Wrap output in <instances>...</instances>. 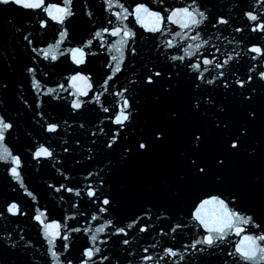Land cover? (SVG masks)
<instances>
[{"label": "snow or ice", "instance_id": "1", "mask_svg": "<svg viewBox=\"0 0 264 264\" xmlns=\"http://www.w3.org/2000/svg\"><path fill=\"white\" fill-rule=\"evenodd\" d=\"M209 2L99 0V14L86 4L78 15L74 0H0V12L15 11L29 21L35 16L32 23L36 25L34 30L31 23L27 25L30 30L23 34L25 28L7 21L14 28L13 35L22 34L27 42V63L14 94L19 105L15 117L4 99L11 85L0 77V164L11 192L21 190L20 200L13 196L0 204V221L19 228L27 217L37 230V243L44 248L41 252L23 230L14 238L5 229L6 234L0 235V264H7V253L20 257L22 264H41L35 259L37 253L45 258L44 264H121L117 251L133 256L130 246L134 240L140 234L151 237L153 231L170 237L172 244L155 255L148 254L149 248L155 249L159 242L142 247L140 264H168L169 260L199 264L198 254L207 264H264V0H260V10L235 4L244 24L234 27L232 15L214 12ZM81 16L85 18L84 35L77 40ZM229 28L233 34H255V42L244 48L242 37L235 41V36H223L236 46L221 59L216 55L221 49L204 33L215 30L212 35L220 40ZM143 40L152 45L148 55ZM41 43L46 46L40 47ZM94 48L108 53L101 76L91 70L92 58L100 55ZM241 52L255 62L245 60L243 72L236 66L243 59ZM65 63L69 74L64 82L45 90L42 81L50 74H60L56 70ZM6 67L14 71L12 64ZM125 76L127 84L118 85ZM25 84L34 93L31 102L23 94ZM49 108H67L72 119L95 113L94 120L99 121L98 131H91L95 139L84 159L95 163L93 147H98L107 163L88 171L84 179L89 183L83 187L64 182H71V176L61 171L64 164L47 141L61 134L62 125H71L67 119L52 116ZM26 113L38 134H46V143H40L25 129L35 141L26 149L28 161L59 165V186H46L57 194H69L68 200L63 194L59 200L71 201L70 208L76 210L72 214L62 211L56 218V206L39 205L35 190L25 182L28 161L22 158L24 152L13 149L14 137L20 138L15 135L19 117ZM78 127L84 129L85 123ZM75 143L79 146L80 141ZM63 144L68 146L62 151L69 153L72 145L68 140ZM164 155L171 156V163L159 187L145 182L142 194L133 200L134 207L124 211L128 187L120 184V191L114 190L112 174L121 166ZM242 161L248 166L258 162V170L243 180L233 179ZM250 191L258 193L255 204L248 201ZM73 197L79 199L73 201ZM25 199L32 207L22 206ZM77 217L84 219L83 225L75 226L80 224ZM155 221L162 226L157 228ZM185 237L189 243H183ZM81 240L79 253L73 256ZM109 242L111 254L101 247Z\"/></svg>", "mask_w": 264, "mask_h": 264}, {"label": "water", "instance_id": "2", "mask_svg": "<svg viewBox=\"0 0 264 264\" xmlns=\"http://www.w3.org/2000/svg\"><path fill=\"white\" fill-rule=\"evenodd\" d=\"M52 2H56V0H52ZM170 2H175V0H170ZM237 3H240L242 8H246L247 6L252 5L255 6V10H260V0H210L209 7H212L214 12L231 14L235 20V23L233 24L234 27L244 24L243 18L240 17L239 10L234 6ZM86 4L90 8H94L97 14H99V8L97 7L99 4V0H74V10H77L78 15V10ZM84 19L85 18L81 16L80 20L77 22V40H79L80 37L84 35ZM8 20H11L13 25L25 28V32L23 34H26L27 30H30L26 27L27 25L31 23V30H34L36 25L32 23V21L35 20V16L32 17V21H29L27 17L15 11L0 12V77H3L8 80L11 85L7 94L4 96V99L7 101L9 113L15 117L17 110H19V105L16 103V98L14 94L19 91V85L23 79L21 72L24 64L27 63V54L24 52V46L27 42L22 40V34L17 33L13 35L14 28L12 27V25H9L7 23ZM221 28H224V26H221ZM213 32H215V30H211V32H205L204 35L206 38L211 35V43L215 44L221 49V52L216 54L220 56L221 59L224 58L225 53L232 51V49L236 46L235 41H239L241 37L243 38L241 47L246 48L247 46H250L251 42H255V40L253 39L255 37V34H251L250 36L247 31L241 34H233L231 33V29L229 28L228 31L223 32L222 38L220 40H217L215 36L212 35ZM144 35L146 37H149L150 40L149 34L145 33ZM223 36H228L229 39L235 36V41L233 42V44L229 45L227 40L223 39ZM37 38L43 40L42 35H38ZM149 40L141 41V44L144 46L145 55H148V50L152 47ZM49 42H52L50 38ZM72 44L74 45L75 41H73ZM39 46L44 47L46 45L41 43ZM209 50L214 51L212 49ZM93 51L100 52V55L92 58L91 70L95 72L97 76H101L103 75L104 71V56L108 55V53H105L103 52V50L98 48H94ZM236 51H241V48H236ZM13 54H15L16 59H13ZM152 55L154 56L155 53L153 52ZM241 55L243 59H241L236 66L240 72H243L245 67H247V65H244L245 60H248L249 63L253 64L255 62H251L248 56H244L243 52H241ZM9 63L12 64L14 71L6 67V64ZM241 65H244V67H241ZM42 66L43 65H41V67ZM68 67V63H65L59 69L56 70L60 74H50L47 78H45L42 81L45 84V90L47 87H55L58 83H63L64 76L69 74L68 71H66ZM130 75V72L127 73V76ZM127 76L121 78L117 82L118 85L127 84ZM39 78L40 77L38 76V79ZM29 86L30 85L28 84L24 85L23 94L26 96L29 102H31L32 95L34 93L28 91ZM64 95L67 94L64 93ZM139 95L141 96L142 100L147 101V97L143 93H140ZM45 99H47V97H45ZM111 99L112 97H109V100ZM48 112L58 120L63 121L64 119H67L69 125H71V127H68L67 125H62L61 134L52 136L51 140L47 142L50 143L54 152L57 154V158L64 164V168H61V171L66 170V174L71 176V182H64L68 183V186L79 185L80 187H83L84 185L89 183V181L84 179L87 176L88 171H97L100 167H103L104 164L107 163V160L104 158V154L100 152L98 147H93V153H95L96 159L95 163H93L92 161H86L84 159V157L87 155V148L92 147L90 141L92 139H95V137L91 136V131H98L96 125L99 124V121L94 120L95 113H87L84 116L78 117L77 119H72L71 114L69 113L67 108H49ZM29 115L30 113H26L19 117L20 127L15 133V135L19 136L20 138L19 140H16L14 137L15 148L13 149V151L14 153L24 152L25 155L22 158L25 161H28L29 156V154L26 152L27 147L30 143H35V141H33L31 137H28L25 134V129H27V131L32 132L33 137H35V140H38L40 143H46L44 139V136L46 134H38L37 129L32 126L31 121L29 120ZM90 120H94V123H87V121ZM79 123H85V128L80 129L78 127ZM65 128L67 129V131H64ZM63 140H68L69 144L72 145V148H70L69 153H64L62 151L63 147L68 146L63 144ZM76 140L80 141L79 146L76 145ZM97 143L99 144V141ZM11 146L12 145H10V147ZM112 158L116 159L115 156H113ZM77 160L80 161L79 164L76 163ZM54 163L55 161H45L43 163L37 164V162L35 161H28L25 165L26 171L23 173V175L25 182L29 186L30 190L34 189L35 193L38 195L39 205L47 206L48 208H52L53 205H55L56 211L53 213V215L56 218H59L62 214V211L66 214H72L76 210L70 208L71 201L68 203H64L59 200V196L63 193L57 194L52 190L48 189L46 186L47 183H53L56 184V186H59L57 181L62 180V177L59 176V173L56 170L59 165L53 167L52 165ZM170 163L171 156L164 155L153 160L135 162L133 164L117 168L116 172L112 174L111 180L114 190H116L117 192L120 191V184H126L128 187V191L124 199V211H128L134 207L133 200H135L139 195L142 194L143 185L145 182L150 181L152 184L156 185L157 188L159 187L160 179L168 173ZM33 165H35V167H33ZM257 170L258 162L255 165L248 166L246 162L242 161L235 168L233 173V179L243 180L246 176L251 175ZM20 191L21 190L18 189L17 193L11 192L9 182L4 178L3 165L0 164V204H3L5 200H8L13 196L20 200ZM63 195L65 196V200H68L69 194ZM78 199L79 198L75 197L72 198L73 201ZM248 201L252 204L257 203L258 193L256 191H250L248 194ZM22 206L32 207V205L28 203L27 199H25V202ZM91 210L92 209L90 208L89 211ZM179 214L183 215V213ZM77 219L80 220V224H75L74 221H69V224H75V226H81L84 224L83 218L77 217ZM155 224L157 228L162 226L161 221H155ZM5 229L7 231H10L13 234L14 238L19 231L23 230L25 235L34 244H36L38 248H40V251H44V248H42L37 243V230L32 226V224L28 222L27 217L23 218V221L20 223L19 228H17L15 224L9 223L8 221H0V235L6 234ZM82 242L83 241L81 240L77 243L76 251L72 253L73 256L78 255L79 244ZM156 242H159L158 246L155 249L149 248L148 254H162L163 247L171 246L172 244L170 237L158 236L156 235L155 231H153V235L151 237H148L146 234H140L130 246L132 252L134 253L133 256H127V253L124 252L122 249L117 251V255L120 257L121 264H127V261H131L132 264H140L139 257L144 254L141 251L142 247H149L151 244ZM189 242L190 241L188 237H185L183 243ZM176 246L179 247V243H177ZM101 247H107L109 254L113 252V246L111 245V242H109V245H101ZM125 257H127V260L125 259ZM4 258L7 261V264H22L21 258L16 255H13L12 253L5 254ZM112 258L115 259L116 257L113 256ZM35 259L40 260L41 264H44L45 258H42L39 253L36 254ZM29 260H31V257H29ZM196 260L199 262V264H207V260L200 261L199 254L196 256ZM105 264H107V262H105ZM160 264H165V262L161 261ZM168 264H172V262L169 260Z\"/></svg>", "mask_w": 264, "mask_h": 264}]
</instances>
